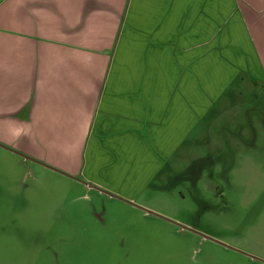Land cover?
<instances>
[{
  "label": "crops",
  "instance_id": "0c3cea01",
  "mask_svg": "<svg viewBox=\"0 0 264 264\" xmlns=\"http://www.w3.org/2000/svg\"><path fill=\"white\" fill-rule=\"evenodd\" d=\"M246 75L264 80V0H0V143L140 218Z\"/></svg>",
  "mask_w": 264,
  "mask_h": 264
},
{
  "label": "rangeland",
  "instance_id": "374dc122",
  "mask_svg": "<svg viewBox=\"0 0 264 264\" xmlns=\"http://www.w3.org/2000/svg\"><path fill=\"white\" fill-rule=\"evenodd\" d=\"M7 147L0 264L264 262V80L246 75L230 88L133 204L160 220ZM102 208L104 223L94 216Z\"/></svg>",
  "mask_w": 264,
  "mask_h": 264
},
{
  "label": "water",
  "instance_id": "95a60500",
  "mask_svg": "<svg viewBox=\"0 0 264 264\" xmlns=\"http://www.w3.org/2000/svg\"><path fill=\"white\" fill-rule=\"evenodd\" d=\"M0 147L5 148V149H7V150H10L7 146H4V145H2V144H0ZM14 153L19 154L20 156H22V157H23L24 159H26V160H30V161L37 162V161H35L34 159H32L31 157H29V156H27V155H23V154H21V153H19V152H17V151H14ZM37 163H39V162H37ZM52 169H53V168H52ZM53 170H55V169H53ZM55 171L60 173V171H58V170H55ZM61 173H63V172H61ZM66 176H68V177H70V178H73L74 180L79 181V182L83 183L84 185H86V186H88V187H91V188L97 189L98 191H100V192H102V193H106L107 195H110V196H112V197H115L114 195H111V194L105 192L104 190H102V189H100V188H97V187H95V186H92V185H90V184H87V183H85V182H83V181H81V180H79V179H77V178L71 177V176H69V175H66ZM147 212H148V213H151V212H149V211H147ZM181 227H182V226H181ZM182 228L188 230V229L185 228V227H182Z\"/></svg>",
  "mask_w": 264,
  "mask_h": 264
},
{
  "label": "flooded vegetation",
  "instance_id": "af4514ba",
  "mask_svg": "<svg viewBox=\"0 0 264 264\" xmlns=\"http://www.w3.org/2000/svg\"><path fill=\"white\" fill-rule=\"evenodd\" d=\"M68 177V176H67ZM68 178H70V177H68ZM71 179H73V178H71ZM103 209V208H102ZM103 212H104V209L102 210V212H98V213H96V215H97V219L101 222V223H103L104 222V214H103ZM152 214V213H151ZM156 218L158 219V220H160V219H163L162 217H160V216H156ZM180 228L181 229H183L181 226H180ZM186 230V229H185ZM188 231H192V230H189L188 229Z\"/></svg>",
  "mask_w": 264,
  "mask_h": 264
}]
</instances>
